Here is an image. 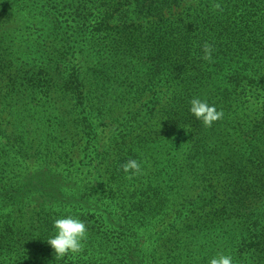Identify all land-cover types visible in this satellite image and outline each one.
Listing matches in <instances>:
<instances>
[{"label": "trees", "instance_id": "16d2710c", "mask_svg": "<svg viewBox=\"0 0 264 264\" xmlns=\"http://www.w3.org/2000/svg\"><path fill=\"white\" fill-rule=\"evenodd\" d=\"M256 30L264 0H0V263L73 264L43 239L70 212L120 264H208L217 234L262 260L263 233L231 234L258 204L231 125L263 124L264 92L224 53Z\"/></svg>", "mask_w": 264, "mask_h": 264}, {"label": "rangeland", "instance_id": "374dc122", "mask_svg": "<svg viewBox=\"0 0 264 264\" xmlns=\"http://www.w3.org/2000/svg\"><path fill=\"white\" fill-rule=\"evenodd\" d=\"M262 37V32L256 30L253 33L251 39L253 44L248 43L247 45H240V47L242 48L241 50L247 52L245 53V55L240 54V56L238 57L237 53H235L234 58H232L231 50H234L232 45L228 46L226 49V51H229V54L227 52H224L227 55L226 58L233 62L234 71L239 74H244L243 78L246 82L248 79H258L257 84H255L256 93L261 96L264 92V49H262L261 47H256V45H258V42L262 39ZM252 48H254V50L252 52L249 51V49ZM254 73H256L257 75H255ZM250 94L252 95V91L250 92ZM259 121L263 122L259 118L252 119V117L250 116L246 120L233 119V123L231 125L238 130V133L236 131H233L235 134H237L236 136L238 138H241V143L238 142L239 148H244L245 150H242L244 152V155L254 159V164L246 169V176H250V178L252 179L251 186H256L252 198L254 203H258L257 205H255V209L252 210V214L246 213L245 215H242L240 217L233 216L236 220V224H234L233 228H239L237 230H232L231 234L234 237H239L240 234H242L239 233L240 231L246 234L247 237L252 238L255 232L264 234V123L260 124L258 123ZM241 146H243V148ZM68 214L75 215L72 212ZM53 217L54 219H56L59 216ZM79 217L86 222L87 226L97 225V223H95V220L89 219L88 216ZM95 230L96 229L93 230L88 227V239L85 242L84 250L75 258L69 256L66 257V259L72 261L73 264H120V253L116 249V244L111 245L109 244V241L104 243V241L100 239L99 234L94 232ZM40 233L42 234V231H40ZM216 236L219 239L223 240L221 242H224V245L221 244L220 249H217L215 247L214 250H208L206 255L209 258L217 255L218 253H224L232 255L235 264H264V257L257 263L255 262L257 260V252H252L254 251V249H249L247 247L241 246L240 244L236 245L235 247L230 246L231 248H229L227 247V242H231V236H228L226 238L227 235H225L223 239L221 238V234H217ZM214 241L220 242V240L215 239ZM8 260L9 259L7 258L5 262L0 264H11V261Z\"/></svg>", "mask_w": 264, "mask_h": 264}, {"label": "clouds", "instance_id": "9594fccd", "mask_svg": "<svg viewBox=\"0 0 264 264\" xmlns=\"http://www.w3.org/2000/svg\"><path fill=\"white\" fill-rule=\"evenodd\" d=\"M216 8L219 9L220 5L217 4ZM204 53V59H212L213 48L210 44L204 45ZM189 112L206 127H211L214 122L221 120L224 116L222 109L218 110L214 103L199 96L190 99ZM123 169L125 172L139 171L140 164L136 160H129L123 165ZM52 228V235L43 239L54 249L56 259L60 260L69 256L75 258L84 250L88 239V226L79 216L73 214L59 216L53 220ZM208 264H235V262L232 255L218 253L209 259Z\"/></svg>", "mask_w": 264, "mask_h": 264}]
</instances>
